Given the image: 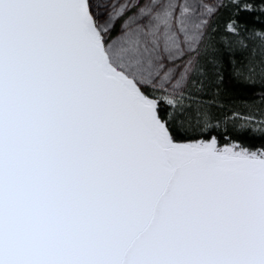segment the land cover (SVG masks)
Returning <instances> with one entry per match:
<instances>
[{
    "label": "snow or ice",
    "instance_id": "6c2138e0",
    "mask_svg": "<svg viewBox=\"0 0 264 264\" xmlns=\"http://www.w3.org/2000/svg\"><path fill=\"white\" fill-rule=\"evenodd\" d=\"M257 14L0 0V264H264V135H223L264 134ZM228 79L260 103L226 100Z\"/></svg>",
    "mask_w": 264,
    "mask_h": 264
},
{
    "label": "trees",
    "instance_id": "16d2710c",
    "mask_svg": "<svg viewBox=\"0 0 264 264\" xmlns=\"http://www.w3.org/2000/svg\"><path fill=\"white\" fill-rule=\"evenodd\" d=\"M243 22L247 23L250 28L259 30L261 25H264V17H260L259 14L256 16L245 15ZM229 71L230 69L228 68L227 63H225V72L227 73ZM225 89L226 92H228V95L225 97V99L232 101L238 107H242L246 104L250 105L253 103V101H255L256 104L260 103L258 97L261 92V88L259 85L253 89L239 88L236 87L230 79H228L225 84ZM236 127H238V125ZM258 129L259 127L255 128L250 126L237 132L233 125L228 124L227 130L223 132V135L225 137L239 140L246 144L259 145L262 135L264 134H262Z\"/></svg>",
    "mask_w": 264,
    "mask_h": 264
},
{
    "label": "rangeland",
    "instance_id": "374dc122",
    "mask_svg": "<svg viewBox=\"0 0 264 264\" xmlns=\"http://www.w3.org/2000/svg\"><path fill=\"white\" fill-rule=\"evenodd\" d=\"M113 2H118V0H113ZM252 127L258 128L260 127L259 123L252 125Z\"/></svg>",
    "mask_w": 264,
    "mask_h": 264
}]
</instances>
